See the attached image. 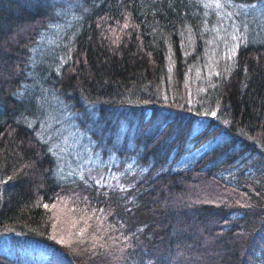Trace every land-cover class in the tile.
<instances>
[{"label":"trees","instance_id":"trees-1","mask_svg":"<svg viewBox=\"0 0 264 264\" xmlns=\"http://www.w3.org/2000/svg\"><path fill=\"white\" fill-rule=\"evenodd\" d=\"M213 22L227 31L221 50ZM241 24L213 0H0V246L13 230L45 244L47 264H124L140 251L147 264H264V43ZM49 86L56 103L127 121L132 186L106 200L63 189L41 126ZM110 117L96 129L114 131ZM65 202L72 219L58 229ZM0 264L21 262L0 251Z\"/></svg>","mask_w":264,"mask_h":264},{"label":"rangeland","instance_id":"rangeland-1","mask_svg":"<svg viewBox=\"0 0 264 264\" xmlns=\"http://www.w3.org/2000/svg\"><path fill=\"white\" fill-rule=\"evenodd\" d=\"M215 9L217 11H226V16L233 15L234 18H238L241 25L249 27L245 32L249 35V43L255 45L264 43V4H257L256 0H213ZM232 18V17H230ZM217 19H220L218 16ZM216 19V20H217ZM237 20V19H236ZM220 28V25H219ZM247 28V27H246ZM253 28L258 30H253ZM228 30V28H226ZM227 31H217L216 24L213 22L210 27V34L213 36L211 39L220 38L224 42L221 43L220 50L226 41L221 38V33ZM55 41H50L45 46L40 45L36 52V66L39 67L42 57L51 56L53 52ZM217 47V46H216ZM215 53L219 58H224V64L228 62L229 58L232 59V53L225 56V52ZM235 51V49H233ZM220 54V55H219ZM225 56V57H224ZM51 57H48L50 60ZM232 60H229L231 62ZM220 65V64H219ZM228 67V66H227ZM32 78V76L30 77ZM193 91L191 88L190 92ZM215 91V90H214ZM216 92V91H215ZM41 93L45 97L46 104L44 103L43 117L46 123L41 122V126L46 131L48 139L51 142L53 149V158L55 159L54 175L63 183H68L63 189L71 192H96L103 195V200L109 196L107 192L111 190H125L132 186L134 180L137 178V169L134 172L128 168L125 164L124 156L122 153H126V149H131L130 141H124L125 138L132 136V131L126 129L127 121L122 124V128L118 126L117 113L113 114V110H109L105 113L106 117H101V111L95 105H85L81 110L68 108L63 102L56 103L53 96L56 95V91L49 87H43ZM209 93V92H208ZM182 100L186 94V89L183 90ZM206 93H202L203 96ZM204 100L200 99L197 101L198 105H201ZM174 108V107H173ZM179 107H176L178 109ZM104 109V108H103ZM179 109L186 110L185 107ZM194 113L198 116L206 114L204 107L192 106ZM107 114H110L113 130H107L104 125L101 127L107 131H103L98 128L101 124V119L105 120ZM184 116H187L184 114ZM43 119V120H44ZM198 120V119H197ZM125 128V129H123ZM96 130V131H94ZM96 133L98 139L94 140L93 133ZM98 142V144L96 143ZM124 144L127 148L124 151ZM205 148V147H204ZM184 163L182 162V165ZM135 168V167H134ZM66 181V182H65ZM100 190H103L101 192ZM59 204V208H55L56 215L62 217V221L58 225V229L66 227L65 222L67 219H72L69 216V204L65 202V205ZM94 208L100 213V208L95 205ZM96 210H92L97 212ZM93 212V213H95ZM71 225H78L76 222L71 221ZM69 225V226H71ZM106 228V227H105ZM57 229V230H58ZM9 231V232H8ZM147 231V229H146ZM28 232H25L27 234ZM55 235L59 236L58 232H54ZM42 231H36L29 235L27 238L39 239L42 235ZM26 239L19 234L17 231L7 230L2 236L0 251L7 253L13 257H17L21 264H47L50 262V254L48 247L43 243H29ZM60 243V242H59ZM33 244V245H31ZM58 251L61 254H68L67 247L61 243L58 245ZM130 247H127V252ZM146 254V253H145ZM140 251L139 255L134 252L128 255L127 263L131 264L138 261V264H147L149 258ZM109 259H114L109 256ZM180 259H185L183 256ZM136 260V261H135ZM75 264L76 261H73ZM155 264H161L157 259L154 261Z\"/></svg>","mask_w":264,"mask_h":264}]
</instances>
